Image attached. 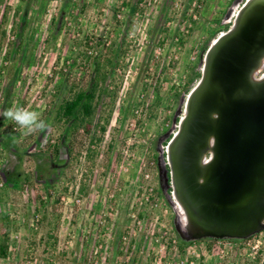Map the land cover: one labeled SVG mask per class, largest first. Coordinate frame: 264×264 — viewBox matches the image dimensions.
Masks as SVG:
<instances>
[{"label":"rangeland","instance_id":"374dc122","mask_svg":"<svg viewBox=\"0 0 264 264\" xmlns=\"http://www.w3.org/2000/svg\"><path fill=\"white\" fill-rule=\"evenodd\" d=\"M244 2L0 0V112L49 125L25 136L0 116V264H264V227L192 237L167 160L206 49ZM97 60L95 113L72 129L59 106Z\"/></svg>","mask_w":264,"mask_h":264},{"label":"water","instance_id":"95a60500","mask_svg":"<svg viewBox=\"0 0 264 264\" xmlns=\"http://www.w3.org/2000/svg\"><path fill=\"white\" fill-rule=\"evenodd\" d=\"M262 57L264 0H245L206 49L167 144L192 237L246 238L264 227V77H252Z\"/></svg>","mask_w":264,"mask_h":264},{"label":"trees","instance_id":"16d2710c","mask_svg":"<svg viewBox=\"0 0 264 264\" xmlns=\"http://www.w3.org/2000/svg\"><path fill=\"white\" fill-rule=\"evenodd\" d=\"M101 68L99 61H96V68L94 70L95 79L89 90L87 89H78L72 93V96L63 100L59 106V116L66 120L67 122L71 121L72 129L76 128L79 123L78 121H84L93 117V114L96 110L95 95L97 81L99 78ZM192 77L188 79L191 81ZM71 129V130H72ZM7 245L3 242L0 245V254L3 256L5 254Z\"/></svg>","mask_w":264,"mask_h":264},{"label":"clouds","instance_id":"9594fccd","mask_svg":"<svg viewBox=\"0 0 264 264\" xmlns=\"http://www.w3.org/2000/svg\"><path fill=\"white\" fill-rule=\"evenodd\" d=\"M0 116L14 122L25 136L46 131L49 127L48 123L41 118V112L18 104L3 110Z\"/></svg>","mask_w":264,"mask_h":264},{"label":"flooded vegetation","instance_id":"af4514ba","mask_svg":"<svg viewBox=\"0 0 264 264\" xmlns=\"http://www.w3.org/2000/svg\"><path fill=\"white\" fill-rule=\"evenodd\" d=\"M252 77L254 79H261L264 77V57H262V64L260 67H258L253 73ZM207 158V156H206Z\"/></svg>","mask_w":264,"mask_h":264}]
</instances>
